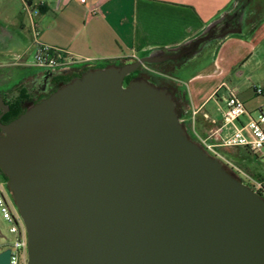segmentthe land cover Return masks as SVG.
Wrapping results in <instances>:
<instances>
[{
    "label": "water",
    "instance_id": "obj_1",
    "mask_svg": "<svg viewBox=\"0 0 264 264\" xmlns=\"http://www.w3.org/2000/svg\"><path fill=\"white\" fill-rule=\"evenodd\" d=\"M173 58L88 71L0 121L28 264H264V198L190 137L167 88L124 85Z\"/></svg>",
    "mask_w": 264,
    "mask_h": 264
},
{
    "label": "crops",
    "instance_id": "obj_2",
    "mask_svg": "<svg viewBox=\"0 0 264 264\" xmlns=\"http://www.w3.org/2000/svg\"><path fill=\"white\" fill-rule=\"evenodd\" d=\"M31 2L37 12L33 19L22 0H0L1 92L8 94L15 84L26 83L43 71L37 68L25 74L34 67L28 58L35 40L68 50L75 59L85 61L82 63L97 64L174 54L207 38L185 62L174 64L169 71L194 69L204 52L214 47L211 61L189 71L188 104L181 120L199 142L211 144L223 160L233 163L224 154L229 147L222 142L234 133L235 125L223 121L227 91L220 87L225 83L234 88L245 103L247 113L236 125L247 123L256 111L264 112V0ZM8 66L22 70H4ZM228 153L242 162L259 163L258 157H263L241 146Z\"/></svg>",
    "mask_w": 264,
    "mask_h": 264
},
{
    "label": "built area",
    "instance_id": "obj_3",
    "mask_svg": "<svg viewBox=\"0 0 264 264\" xmlns=\"http://www.w3.org/2000/svg\"><path fill=\"white\" fill-rule=\"evenodd\" d=\"M22 1L25 9L30 12V16L33 19L34 13L37 12H34L32 9L31 0ZM79 1L81 3L85 2V0ZM33 57L34 61L31 65L43 70L59 69L85 62L75 59L68 50L56 48L38 40L34 42ZM222 88H225L227 91V102L222 112L223 121L227 125H235L234 133L224 139L222 145L226 147H246L253 152L262 153L264 157V112L260 111L257 118L250 115L247 123H242L239 126L236 125L240 121V118L247 113L245 103L239 98L234 88L229 87L225 83L220 87V89ZM255 89L258 94H263L262 88L255 86ZM202 144L214 155L222 157L211 144H207L205 141ZM225 162L231 170L240 175L255 192L261 194L264 198V180L254 178L229 161ZM0 214L10 224V232L15 236V240L10 246V264H28V234L19 209L13 198L9 195L6 182L3 181L1 176Z\"/></svg>",
    "mask_w": 264,
    "mask_h": 264
},
{
    "label": "trees",
    "instance_id": "obj_4",
    "mask_svg": "<svg viewBox=\"0 0 264 264\" xmlns=\"http://www.w3.org/2000/svg\"><path fill=\"white\" fill-rule=\"evenodd\" d=\"M220 23V22H218ZM135 60L128 59V58H122V59H111V60H105L103 62L97 63L98 68H105L108 66H122L123 64H127L130 62H133ZM169 70H164L160 67H158L155 63H146L140 68L136 69L134 72L130 73L125 78V84L128 85L132 81L138 80V79H146L150 81L151 83L165 87L169 90V92L173 95L174 100L176 102V108L177 112L181 118L182 116V110L183 108L179 105L180 92L177 89H181L180 83L177 82L171 75ZM125 85V86H126ZM29 90L27 88L26 83H18L13 86V88L10 90L6 96H8V107H9V113L5 114L2 118V121L7 124L11 122L12 120L19 117L23 112L26 111V108L22 105L24 100L28 97ZM2 94V93H1ZM185 94V103L188 104V98L186 91L184 90ZM3 96V94H2ZM183 106V105H182ZM182 109V110H181ZM184 126L187 129V132L189 133L190 137L197 142L199 140L195 138L189 131L187 125L183 123ZM204 148L212 155H214L211 151L207 149L206 146ZM0 176L3 179L4 182L8 181L7 176L1 171L0 169ZM250 186V185H249ZM251 187V186H250ZM261 195V194H260Z\"/></svg>",
    "mask_w": 264,
    "mask_h": 264
},
{
    "label": "flooded vegetation",
    "instance_id": "obj_5",
    "mask_svg": "<svg viewBox=\"0 0 264 264\" xmlns=\"http://www.w3.org/2000/svg\"><path fill=\"white\" fill-rule=\"evenodd\" d=\"M206 39L201 40L200 44L198 45L196 43V45H191L182 48L181 50L173 54L174 55L173 59L156 62L155 64L164 70H169L171 67L174 66V64H177L178 62H182L186 60L187 57H190V55H192L195 50L197 51L199 49L201 44H203V42L206 41ZM167 54H164L163 56ZM94 69H98L96 63H79L59 69L43 70L37 72L26 81L29 93H28V97L24 100L22 105L27 109L31 105L38 103L43 99L49 97L59 88H61L63 85L70 83L71 81L77 78L82 77L85 73ZM124 85H126L125 80H124ZM1 93L3 94L2 98L4 102L8 106V100H9L8 96H6V94L3 92ZM3 110L4 109L0 108V114L2 113ZM7 113H9V107H8V111L5 112L0 119L2 124H5L2 121V118Z\"/></svg>",
    "mask_w": 264,
    "mask_h": 264
},
{
    "label": "rangeland",
    "instance_id": "obj_6",
    "mask_svg": "<svg viewBox=\"0 0 264 264\" xmlns=\"http://www.w3.org/2000/svg\"><path fill=\"white\" fill-rule=\"evenodd\" d=\"M214 53V47H212L211 49L207 50L204 52L203 54V58L199 61L196 62V65L192 68L194 69H199L200 66H202L204 63H208L209 61H211V59L213 58V54ZM33 53H31L29 55L28 61L29 64L33 63ZM14 61V60H13ZM185 62V60L183 61ZM12 68H16L14 69L16 72L20 73L22 70V68H18V67H12ZM9 66L5 67L4 70H10L12 69ZM194 69H189V70H177L176 72H171L170 75L177 81H180V87L181 89H177L180 92V97L181 99L179 100V105L181 108L185 107L187 104L185 103V94H184V90L188 93L187 91V81H188V75H189V71L190 70H194ZM38 69L36 67H29L27 69V72H25V74L27 73H31V72H35ZM19 75V74H18ZM19 77V76H18ZM26 79V78H25ZM232 85V84H230ZM183 105V106H182ZM264 109V107H263ZM182 110V109H181ZM255 113V117L257 118L258 115L260 114L259 111L254 112ZM194 140V139H193ZM196 141V140H195ZM235 147H229L227 149V152H225L224 154L226 155V157L230 158L233 163L235 165H237L238 168L242 169L245 173H249L255 176H258L259 179L263 178L264 179V157H258L259 159V163H254V162H242L238 159H236L235 157H233L230 153H228V150L231 152L232 150H234ZM222 160L223 158L220 157ZM255 159H253L254 161ZM225 162V160H223ZM226 163V162H225ZM228 166V165H227ZM230 171H232L244 184H247L246 181L238 174L235 173V171L231 170L230 167H227ZM7 185V182H6ZM248 185V184H247ZM8 187V185H7ZM9 191V195L12 197V194L8 188ZM0 229L2 231V234L5 235L6 238H0V251L10 247L14 240H15V236L10 232V224L4 220L2 218V215L0 214Z\"/></svg>",
    "mask_w": 264,
    "mask_h": 264
}]
</instances>
